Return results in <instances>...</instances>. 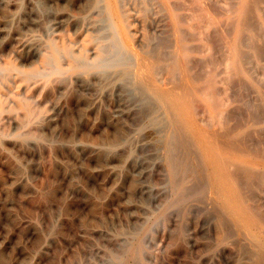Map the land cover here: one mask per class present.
Listing matches in <instances>:
<instances>
[{
	"label": "rangeland",
	"instance_id": "374dc122",
	"mask_svg": "<svg viewBox=\"0 0 264 264\" xmlns=\"http://www.w3.org/2000/svg\"><path fill=\"white\" fill-rule=\"evenodd\" d=\"M120 1L126 26L109 0H0V264H259L260 249L219 205L202 152L180 144L156 95L179 92L181 73L178 84L168 67L150 86L139 79L142 56L153 61L165 40L177 46L170 0ZM172 1L191 23L206 11ZM219 1L210 6L226 29L233 19ZM202 29L196 59L219 54ZM235 89L227 97L241 113L258 102L255 88ZM179 159L193 171L182 194Z\"/></svg>",
	"mask_w": 264,
	"mask_h": 264
},
{
	"label": "bare ground",
	"instance_id": "6f19581e",
	"mask_svg": "<svg viewBox=\"0 0 264 264\" xmlns=\"http://www.w3.org/2000/svg\"><path fill=\"white\" fill-rule=\"evenodd\" d=\"M128 1L130 2V0ZM203 1L205 2V5L209 7L202 5ZM224 1L225 3H221L220 6H222L223 13L225 14V16H227L225 18L233 19V22L231 23L232 25H228L229 28L231 26V35H228L229 33L225 31L229 28L224 29V26H222L224 25L223 23L221 24V26L224 30L220 27V21L213 14L218 11L217 10L216 12H214L213 10L216 9L215 7H217V3H220L219 0H197V2H200L201 4L200 9H205V12L212 9V13L209 11L212 16H207L209 12L202 13L204 14L203 16H205V18L207 17V21L206 19H201L203 16L200 13V19H198V15L195 16L197 19L194 17L195 13L193 12L196 11L195 6L197 5L196 7H198L200 5L194 4L195 1H193L194 6L192 3H190V0L187 3L185 2L186 4H191L190 7H194L193 9H191L195 11H192L189 8L192 14H194V20L192 23L188 20L185 21L190 11L187 15H183V12H180V7L184 8V6H178L182 3H179L178 1V4L175 1L170 0V3L173 6V29H171L173 30L177 46L170 52V50H166V45L168 44H165L167 41L165 40V43H163L164 45L162 44L163 46L159 50H157V46L161 43L160 40L159 44L156 43L157 48L155 50L153 47L152 52L157 50L154 54L155 56L153 55V61L148 60L144 56L139 59L138 75L141 82L145 85V87H147L154 84L156 73L160 67H168V71L174 73L172 74L170 72V74H168L171 76V78L177 76V79L174 78L175 80L172 79L174 81H170L171 83L173 82V84L174 82L175 84H178V81H176L179 80L177 73H181L185 84L182 85L183 87L179 92L177 91L176 87L173 90L158 88L156 91V95L160 100L164 102L165 106L172 115L173 123L178 129V134L181 137L180 144L187 150H189L190 147L193 148V146L195 145L202 152L209 170V177L212 188L217 197L216 199H218L219 201V205L224 210V212L233 219V221L235 222L234 224H237L236 226H238L242 231H244L251 237L252 241L260 249L258 255L259 264H264V203H262L263 205H259L260 202L258 204H255L257 202H254V198L256 197L254 192L257 190L253 191V188L255 187V185H258V183L264 185V79L260 78L264 77V74H262V76L260 77H258L256 74L261 68H264V0ZM109 2L113 7L114 15L117 18V21L120 24L123 23L125 26L128 25L129 23L127 19L129 17L124 13V11L122 12V10L120 9L119 0H109ZM210 5H212L214 9ZM138 7L140 8L141 6ZM125 8H127V6ZM198 10L199 9H197V11ZM219 11L215 15L218 16ZM164 12L165 11H162V13ZM197 13L198 12H196V14ZM184 14H186V11L184 12ZM182 16H184V19L182 18ZM165 17L167 16L165 15ZM188 19H190V16ZM227 21L229 22V20ZM170 27L171 26H169V28ZM202 27L207 28V30L202 29L205 32L204 35L206 36L207 33L208 37L209 34L208 39H210L214 43L213 47L216 48V53L219 54L215 56L198 57L196 59V56H194L192 53L199 51V47L197 48L199 44H193V40L198 39V36L200 37V33L202 31H200L199 29ZM122 31L126 32L125 28H123ZM166 35L168 36V33ZM204 35L202 38L205 37ZM160 36L161 35H159V37ZM153 38L155 39L154 36ZM168 40L172 45V40H170V38ZM189 41L190 43L187 46L186 43L188 44ZM148 43H150V41ZM143 45L145 46L146 44ZM143 45L141 44V46ZM209 45L210 43H207L203 47H211V51H213V44H211V46ZM169 46L170 45H168V47ZM200 48L202 49V47ZM150 49L152 50V47ZM147 53L149 54L150 52ZM150 57L152 58L151 55ZM171 74L174 76H172ZM171 78L169 77L170 80ZM173 84L170 85L172 86ZM170 85L169 87H171ZM249 86H252L257 90L258 93H256L259 95H257L259 97V100L254 104H252L253 102L250 100L252 102V105L250 106L251 108L246 107V110L248 109V111L246 112H249V110L250 112L248 113V115L244 116L242 113H247H241L238 106L239 104H229V100L231 99H228L227 96L232 94L228 93L229 90L232 89L231 91L233 92V89L235 88L239 89V91L243 88H247L249 90L252 89V91L255 90L253 88H250ZM237 89H235L234 92H236ZM239 91L237 90L238 93ZM252 91L250 92L252 93ZM241 92L244 93L245 91L241 90ZM241 92L238 95L246 94H242ZM248 95L249 93L245 96ZM242 97L243 96H241L240 100H242ZM258 97H254V99L256 98L257 100ZM198 98L201 100V104L203 102L206 108V113H209L208 115H206V117H204L205 119H207V117L209 118L204 124L200 123L199 121L202 117L198 119V117L200 116H197L198 112H202L201 110L203 109L201 107L203 105H199V107H201V110H197L196 106H198V104L196 105V103L200 102ZM196 100L198 101L195 102ZM232 100H236V98ZM241 108L244 109L245 107L241 106ZM232 120L234 124L231 122ZM215 126H217L219 129ZM220 129L222 130V132H220ZM172 147V149H174V146ZM187 162L188 161L186 159H182L176 166L178 169L182 170L184 174L181 180L175 182L177 185V189L181 192V194L184 192L183 190L186 189V187L183 188L185 178H187L188 175L193 174V171L188 167ZM189 180L185 181L188 183ZM261 200L263 199L261 198ZM215 207H217V205H215ZM216 209L218 212L219 208L217 207ZM223 216H225V214ZM221 217L219 216V218ZM238 231L239 233H241L239 229Z\"/></svg>",
	"mask_w": 264,
	"mask_h": 264
}]
</instances>
